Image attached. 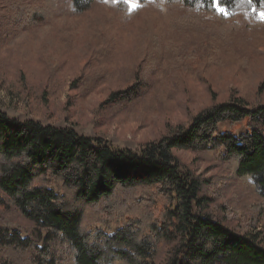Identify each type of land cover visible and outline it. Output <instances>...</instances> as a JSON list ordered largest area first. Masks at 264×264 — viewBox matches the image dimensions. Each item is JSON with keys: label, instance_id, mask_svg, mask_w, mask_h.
<instances>
[{"label": "rangeland", "instance_id": "374dc122", "mask_svg": "<svg viewBox=\"0 0 264 264\" xmlns=\"http://www.w3.org/2000/svg\"><path fill=\"white\" fill-rule=\"evenodd\" d=\"M262 14L199 15L166 0H99L84 13L72 0H0V113L138 153L212 105L264 104ZM223 129L243 134L247 122ZM175 154L210 179L204 191L229 226L254 222L264 241V200L249 178L212 151ZM4 228L32 233L0 206ZM35 254L0 249V264H39Z\"/></svg>", "mask_w": 264, "mask_h": 264}, {"label": "trees", "instance_id": "16d2710c", "mask_svg": "<svg viewBox=\"0 0 264 264\" xmlns=\"http://www.w3.org/2000/svg\"><path fill=\"white\" fill-rule=\"evenodd\" d=\"M72 1L84 13L99 0ZM166 1L228 19L264 10V0H227V15L211 0ZM244 122L246 133L223 129ZM175 151L217 153L264 200V104L212 105L138 153L0 113V206L32 226L29 235L0 229V249H32L39 264H63L62 253L69 264H264L257 225L229 226L204 191L210 179Z\"/></svg>", "mask_w": 264, "mask_h": 264}, {"label": "snow or ice", "instance_id": "6c2138e0", "mask_svg": "<svg viewBox=\"0 0 264 264\" xmlns=\"http://www.w3.org/2000/svg\"><path fill=\"white\" fill-rule=\"evenodd\" d=\"M227 0H211V5L214 7L219 13L222 15H227V9L226 7L222 6V4L226 3ZM249 3L252 2V0H248ZM264 15V14H262Z\"/></svg>", "mask_w": 264, "mask_h": 264}]
</instances>
